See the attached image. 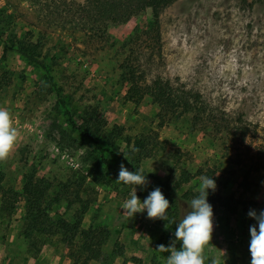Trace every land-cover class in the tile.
I'll list each match as a JSON object with an SVG mask.
<instances>
[{
    "label": "rangeland",
    "instance_id": "rangeland-1",
    "mask_svg": "<svg viewBox=\"0 0 264 264\" xmlns=\"http://www.w3.org/2000/svg\"><path fill=\"white\" fill-rule=\"evenodd\" d=\"M49 12L38 0H0V109L11 113L18 130L11 154L0 162L3 188L21 191L28 173L53 184L81 183L80 195L90 200L83 225L108 230L102 258L88 264H166L170 253L158 245L179 249L171 222L149 219L146 210L128 219L121 205L134 186L115 181L121 163L131 171L127 164L134 162L125 139L143 135L152 154L139 164L148 181L135 186L141 202L160 180L174 184L185 172L191 177L180 193L196 191L202 176L214 179L229 205L213 216L205 264L213 258L250 264L249 228L257 221L248 212L264 209V0H176L161 12L160 36L149 9L124 23L108 22L98 33L62 27L49 21ZM12 35L41 40L42 57L76 118L95 108L106 121L104 131L118 130L114 176L95 167L93 146L71 130L48 73L5 46ZM126 59L138 84L160 76L198 92L215 120L196 124L192 112L164 110L161 119L151 95L138 103L128 99ZM1 193L0 264H80L57 237L37 233L29 240L22 231L26 196L6 212ZM78 207L54 203L50 217L71 219Z\"/></svg>",
    "mask_w": 264,
    "mask_h": 264
},
{
    "label": "trees",
    "instance_id": "trees-1",
    "mask_svg": "<svg viewBox=\"0 0 264 264\" xmlns=\"http://www.w3.org/2000/svg\"><path fill=\"white\" fill-rule=\"evenodd\" d=\"M176 0H38L49 9V21L67 25L73 31L104 32L108 22L124 23L133 16L149 9L153 17V26L160 36V15L164 8ZM7 48L16 50L27 61L39 66L49 75V81L55 87L57 99L63 107V114L71 130L76 131L81 137L86 138L93 146V160L95 167L104 168L105 176H114L112 157L115 155L118 130L104 131L105 119L100 116L97 109L88 108L85 113L76 118L73 111L64 100L61 89L50 74L49 64L42 57L43 43L38 38L33 41L25 36H10L4 39ZM123 75L130 86L127 90L128 99L138 103L144 94H149L160 106V117L164 118L162 111L167 112H192L193 121L196 124H208L214 121L213 111L208 109L201 98L200 93L191 89L176 86L168 78L158 76L151 84L141 86L138 84L135 67L127 59L122 64ZM163 121V120H162ZM216 129H221L215 123ZM59 125L54 121L52 134L56 136ZM229 123L222 129H228ZM61 137L65 138V131L59 130ZM242 132H246L242 130ZM55 133V134H54ZM126 143L132 145L130 153L134 162H128L132 172L140 170L141 160L152 154L150 141L143 135L134 138H126ZM60 143V142H58ZM191 174L185 172L174 184L160 180L159 188L169 201L167 210L168 220L175 231L178 222L191 210L188 208L191 199L198 193L192 190L178 192V187L189 181ZM3 173L0 170L1 210L9 212L15 209L20 195L27 199V209L24 213V225L22 231L29 239L34 234L41 233L47 236L57 237L67 248L68 255L75 263L88 264L92 260H99L103 256V246L108 237V230L103 225H83V219L90 207V200L80 195L82 184L71 181L69 178L53 184V182L36 175L26 174V180L22 190L12 188L4 189L2 186ZM207 202L212 206L213 216L218 208L229 205V198L220 195L218 190L209 189ZM66 201L71 207L79 203L80 207L73 212L72 218L60 216L57 219L50 217L54 203ZM180 247V242H179Z\"/></svg>",
    "mask_w": 264,
    "mask_h": 264
},
{
    "label": "clouds",
    "instance_id": "clouds-1",
    "mask_svg": "<svg viewBox=\"0 0 264 264\" xmlns=\"http://www.w3.org/2000/svg\"><path fill=\"white\" fill-rule=\"evenodd\" d=\"M17 138L18 130L14 126L11 113L6 109H0V162L7 161ZM124 156L128 159L126 154ZM115 181L134 186L130 198L121 205V209L124 210L123 213L128 219H131L136 213L146 210L149 219L168 220L169 201L159 187L152 190L142 202L136 195L135 186L144 187L148 183L143 170L132 172L121 163ZM209 189L215 191V180L208 176H202L196 188L198 194L190 201L191 210L178 222L175 228L174 236L175 240L180 242L179 249L175 247L174 243L168 247L163 244L158 245L157 249L160 252L170 253L166 264H205L207 259L205 249L211 241L213 232V210L207 202ZM248 216L257 221V225H252L249 228L250 264H264V209L260 210L259 214L255 210H250ZM165 227L167 228L168 225ZM211 264H219V260L213 258Z\"/></svg>",
    "mask_w": 264,
    "mask_h": 264
}]
</instances>
